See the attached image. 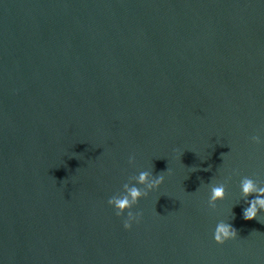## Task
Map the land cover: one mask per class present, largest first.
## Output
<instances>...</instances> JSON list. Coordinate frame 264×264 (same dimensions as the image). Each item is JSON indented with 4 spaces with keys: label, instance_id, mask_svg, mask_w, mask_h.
Wrapping results in <instances>:
<instances>
[{
    "label": "water",
    "instance_id": "1",
    "mask_svg": "<svg viewBox=\"0 0 264 264\" xmlns=\"http://www.w3.org/2000/svg\"><path fill=\"white\" fill-rule=\"evenodd\" d=\"M253 135L264 0H0V264H264ZM142 170L165 180L127 230L107 201Z\"/></svg>",
    "mask_w": 264,
    "mask_h": 264
},
{
    "label": "clouds",
    "instance_id": "2",
    "mask_svg": "<svg viewBox=\"0 0 264 264\" xmlns=\"http://www.w3.org/2000/svg\"><path fill=\"white\" fill-rule=\"evenodd\" d=\"M250 141L254 144L264 143V138L260 135H253ZM223 155V154H222ZM135 156L129 157V163H134ZM227 177L222 181L210 180L208 183L207 204L210 209H216L218 202L225 200L227 196L228 181ZM134 180L135 183H131ZM129 182L123 184V191L111 196L107 203L111 206L118 217L123 218V227L131 230L134 223H139L142 213L133 211L142 198L150 192L157 190L164 183L165 176L162 174L153 175L149 170H142L138 175L130 177ZM240 200L243 199L247 207L243 209V217L252 220L264 214V181H259L251 176H243L239 180ZM252 196V199L249 197ZM237 230L229 220H219L213 231V239L217 244H224L227 241L237 239Z\"/></svg>",
    "mask_w": 264,
    "mask_h": 264
}]
</instances>
